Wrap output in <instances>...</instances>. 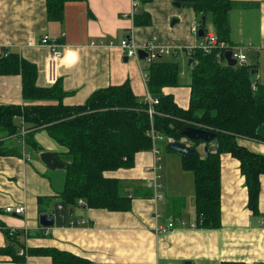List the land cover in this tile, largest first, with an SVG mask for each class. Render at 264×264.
I'll return each mask as SVG.
<instances>
[{"label":"crops","instance_id":"0c3cea01","mask_svg":"<svg viewBox=\"0 0 264 264\" xmlns=\"http://www.w3.org/2000/svg\"><path fill=\"white\" fill-rule=\"evenodd\" d=\"M230 1L237 6L228 13V40L246 48L248 65L254 71L253 82L264 85V0ZM173 2L181 1L138 0L133 18L125 16L131 10L132 0L66 2L62 21L54 22L47 19L45 0H0V56L7 51L33 64L39 88H49L59 82L66 92L62 99L66 107L81 106L95 91L125 82L136 97L144 99L148 93L145 70L148 64L139 56L127 58L117 44L129 38L140 48L147 43L169 48L176 54L157 60L180 59V63L185 62L189 67V60H184L189 57L186 51L200 44L191 33L190 25L201 18L193 8H177ZM145 20H149L148 25L136 24ZM206 29L214 30L210 17ZM44 36L59 41L62 52L59 59H54L50 49L41 44ZM216 60L226 65L224 59ZM180 82L179 87H165L162 93L172 95L176 105L187 110L190 69L189 75L187 69L181 71ZM24 104L28 103H24L21 95V76H0V105ZM34 139L42 152H63L43 130L37 131ZM7 143L15 146L16 153L0 156V223L20 232L15 248L18 254L22 249L27 254L24 261H19L0 252V264H52L49 257L28 255L29 250L38 249L69 253L89 264H264V175L259 176L257 213L254 214L248 208V191L239 161L229 153L219 158L218 228L196 226L193 175L182 170L183 156L172 153L164 141L159 143H163L168 153L165 158L168 164L161 153L154 157L149 150L134 156L132 168L108 173L120 180L122 191L135 196L130 211L75 207L71 220L83 221L81 226L42 228L38 211L52 214L64 186V169L46 167L39 160V153L19 145L18 140ZM237 143L264 155V141L240 138ZM215 146L214 141H209V144H200L197 151L204 157L205 148L214 153ZM157 147L160 151L158 144ZM173 156L185 173L175 174L177 186L171 187L168 171L175 164ZM154 163L162 166L163 175L157 199L146 184L151 176L146 169ZM184 186L188 188L184 190ZM7 206H20L24 211L20 215L6 214ZM169 223L174 228L164 234L156 232V228ZM7 244L0 231V250Z\"/></svg>","mask_w":264,"mask_h":264},{"label":"trees","instance_id":"16d2710c","mask_svg":"<svg viewBox=\"0 0 264 264\" xmlns=\"http://www.w3.org/2000/svg\"><path fill=\"white\" fill-rule=\"evenodd\" d=\"M85 0H45L47 19L61 22L66 2ZM148 0H144L147 2ZM194 3L193 10L200 18L210 17L219 41L229 42L228 13L235 6L230 0H174ZM200 24L201 21L199 20ZM149 20L136 24L148 25ZM174 56V55H173ZM190 98L187 110L179 108L172 95H164L165 87H179L180 63L160 59L147 65L146 88L158 100L153 107L154 131L175 141L187 127H198L216 133L214 153L201 157L193 141V153L181 157V168L193 175L196 226L203 229L220 225V155L229 153L239 161L240 172L248 191V208L257 213L259 176L264 175V155L249 151L237 139L260 140L256 129L264 124V85L253 82V69L229 67L218 62L214 54L194 49L191 55ZM187 60V61H188ZM21 76V95L24 105H0V156L15 154L8 140H18L35 153L43 149L34 139L43 130L63 148L53 153L64 163L65 178L52 214L57 227H69L75 207L128 212L133 193L121 190L120 180L108 175L118 169H130L134 156L151 149L147 135L150 118L144 99L136 97L128 82L109 86L91 94L81 106L66 107V96L59 82L49 88L36 86V68L18 54L4 51L0 56V76ZM256 84L253 89L252 85ZM55 102L56 104H32ZM20 120V123L17 121ZM206 144H209L207 142ZM169 148V145H167ZM83 202L78 205V201ZM44 212L38 211L41 215ZM0 231L8 244L0 250L14 260L24 261L26 252L19 255L15 246L19 231L0 223ZM21 247V245L19 246ZM18 247V248H19ZM46 256L52 264H89L87 260L55 249L29 250L28 255ZM222 264H239L227 262Z\"/></svg>","mask_w":264,"mask_h":264},{"label":"built area","instance_id":"2783aa9c","mask_svg":"<svg viewBox=\"0 0 264 264\" xmlns=\"http://www.w3.org/2000/svg\"><path fill=\"white\" fill-rule=\"evenodd\" d=\"M138 10V0H132L131 4V10L129 14L125 15L130 18H133L135 13ZM201 28L200 22L193 21L190 25V31L193 35L197 36L198 30ZM205 34L203 37V42L200 43L197 47L193 49L187 50V55H191L192 51L194 49H197L201 51L203 54L209 55V54H214L216 58H221L224 59L223 55L225 52H230L231 57L236 61V65L240 67L248 66V61H247V55L245 51V47L242 45H235L231 44L228 42L224 41H219L218 38L216 37V34L214 30L212 29H204ZM56 39H52L48 36H44L41 39V44L46 45L49 49L50 52L53 55L54 59H59L62 56V52L59 50L60 43ZM110 46H114L113 42L108 43ZM118 47L123 51L125 56L127 58H138V51L143 50L146 53L145 57V62L149 65L156 61L157 59L161 57H167L170 55L176 54V51H173L169 48H164V47H156L150 43H147L143 47H138L135 45L134 42H132L129 38L122 39L118 44ZM256 84H253L252 87L255 89ZM144 101L146 102L148 108H147V113L150 118V129L147 132V135L151 139V153L154 157H157L160 153L157 144L161 141L166 142L168 145L179 142L186 144L188 146H191V142L187 140L185 137H181L178 141H175L174 138L172 137H164L160 134H157L154 131L153 125H152V116L155 114L153 107L158 104V100L154 97L151 96L150 93H146V96L144 98ZM147 172L151 173V176L146 179V184L153 190L154 192V198L157 199L159 198L158 196V191L162 187V166L159 163H154L151 167L146 169ZM83 202L81 200L78 201V205H82ZM24 211L23 207L17 206V207H12V206H7L4 208V212L6 214H15V215H20ZM84 222L83 221H72L70 223V226H81ZM194 227L193 225H191ZM174 228V225L172 223H169L165 227H158L156 228L157 233H166L170 229ZM23 251L20 250L19 255H22Z\"/></svg>","mask_w":264,"mask_h":264},{"label":"water","instance_id":"95a60500","mask_svg":"<svg viewBox=\"0 0 264 264\" xmlns=\"http://www.w3.org/2000/svg\"><path fill=\"white\" fill-rule=\"evenodd\" d=\"M173 5L177 8H180V7L193 8L194 7V3L192 2H173ZM200 21H201V28L198 30L197 38L199 39L200 43H202L203 37L205 34V31L203 28L205 25V17H202ZM138 55H139V58L143 60L146 57V53L143 50H139ZM223 57H224V60L226 61L227 66L229 67L236 66V61L231 57L230 52H225ZM190 64H191V60L188 61V65ZM253 74H254V71L251 72V75ZM255 133H256V136L260 140L264 141V124L260 125L256 129ZM180 135L181 137H185L190 142L199 141L202 143H207L209 141H214L215 143H217L216 133L210 130H206V129H202V128H198L194 126L185 128L181 132ZM169 149L172 153H175L183 157L190 156L194 151V149L191 146H188L186 144L179 143V142L170 144ZM205 150L207 149L205 148ZM38 158L48 168L54 169V168H64L65 167L64 163L59 162L56 156H54L53 153L48 152V151L39 153ZM82 208H86V207L82 206ZM39 224L42 228H51L54 226L55 221L50 215L43 213L39 215Z\"/></svg>","mask_w":264,"mask_h":264},{"label":"rangeland","instance_id":"374dc122","mask_svg":"<svg viewBox=\"0 0 264 264\" xmlns=\"http://www.w3.org/2000/svg\"><path fill=\"white\" fill-rule=\"evenodd\" d=\"M187 59L188 58H186V59H184V60H186L187 61ZM177 60V59H176ZM177 62H181L180 61V59L177 61ZM185 62H182V63H180V68H181V71L183 70V69H187L188 70V75H189V69H188V67H186L185 66V64H184ZM262 70V69H261ZM256 76V78H257V75H255ZM254 75H253V80H254ZM184 79L186 80V77H184V78H182V80L184 81ZM258 79V78H257ZM182 80H181V82H182ZM183 83V82H182ZM158 146H159V148H160V153L162 154V158L164 159V162L166 163V164H168L167 163V161L165 160V158L167 157V155H168V153L166 152V150L164 149V145H163V143H158ZM174 157V156H173ZM176 157V156H175ZM174 157V159H175V164H174V166H172V165H170L171 166V170L170 171H168V174L170 173L171 174V177H172V179H171V183H170V186L171 187H173V186H177V183H176V180L174 179V176H175V174H177L178 172L179 173H185V172H183L181 169H180V167H179V163H178V159L177 158H175ZM164 164V163H163ZM169 166V167H170ZM167 169H168V165H166L165 166V169L164 170H166L167 171ZM169 170V169H168ZM190 175H192L191 173H189ZM188 188V187H187ZM186 188V186H184V190L185 189H187ZM191 193H193V190H192V187H191V191H190ZM189 192V193H190ZM187 194H188V192H186Z\"/></svg>","mask_w":264,"mask_h":264}]
</instances>
